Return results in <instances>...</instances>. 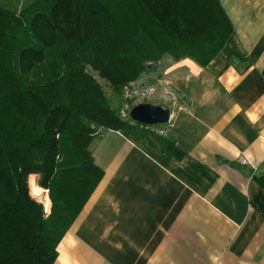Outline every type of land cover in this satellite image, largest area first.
<instances>
[{
  "label": "trees",
  "instance_id": "16d2710c",
  "mask_svg": "<svg viewBox=\"0 0 264 264\" xmlns=\"http://www.w3.org/2000/svg\"><path fill=\"white\" fill-rule=\"evenodd\" d=\"M231 32L218 0L0 5V264H53L103 177L93 140L104 130L154 135L164 125L133 122L130 110L123 116V89L167 57L205 67ZM30 175L47 191L48 214L30 195Z\"/></svg>",
  "mask_w": 264,
  "mask_h": 264
},
{
  "label": "crops",
  "instance_id": "0c3cea01",
  "mask_svg": "<svg viewBox=\"0 0 264 264\" xmlns=\"http://www.w3.org/2000/svg\"><path fill=\"white\" fill-rule=\"evenodd\" d=\"M218 1L232 32L205 67L166 66L169 122L91 143L103 177L53 264H264V0Z\"/></svg>",
  "mask_w": 264,
  "mask_h": 264
},
{
  "label": "rangeland",
  "instance_id": "374dc122",
  "mask_svg": "<svg viewBox=\"0 0 264 264\" xmlns=\"http://www.w3.org/2000/svg\"><path fill=\"white\" fill-rule=\"evenodd\" d=\"M26 1L28 0H0V5L5 8L16 9L24 5ZM179 61H174L170 57L164 58L157 64V68L153 72H149L138 82L130 83L127 87H125L122 93V115L126 116L131 108L140 103H150L152 105H158L165 109H168L170 113L176 110L179 105H182L184 103L183 97L177 92L169 89L165 84V81L170 76L166 73V66L177 63ZM100 82L104 87L106 93L108 94L112 106L116 107L119 103L117 97H115L113 93L110 92V89L107 87L104 81L100 80ZM33 185L39 187L37 184L36 175H30L28 178L29 192L37 202L43 205L45 213L48 214L50 212L51 204H49L48 207L45 206L42 196L39 197L35 195L36 191L33 190ZM39 188L42 189L41 187ZM42 190L45 191L42 192V195L45 194V196L49 200L47 191L44 189Z\"/></svg>",
  "mask_w": 264,
  "mask_h": 264
},
{
  "label": "water",
  "instance_id": "95a60500",
  "mask_svg": "<svg viewBox=\"0 0 264 264\" xmlns=\"http://www.w3.org/2000/svg\"><path fill=\"white\" fill-rule=\"evenodd\" d=\"M129 117L133 122L138 124L153 126L168 123L171 113L168 109L158 105L140 103L130 109Z\"/></svg>",
  "mask_w": 264,
  "mask_h": 264
},
{
  "label": "bare ground",
  "instance_id": "6f19581e",
  "mask_svg": "<svg viewBox=\"0 0 264 264\" xmlns=\"http://www.w3.org/2000/svg\"><path fill=\"white\" fill-rule=\"evenodd\" d=\"M31 183V182H30ZM33 190L34 191H36L35 192V195L36 196H42V198H43V200H44V204H45V206H49V201H48V199H47V197L45 196V194H43L42 195V192H45V191H43L42 189H40L39 187H37L36 185H33ZM40 192V193H39Z\"/></svg>",
  "mask_w": 264,
  "mask_h": 264
},
{
  "label": "built area",
  "instance_id": "2783aa9c",
  "mask_svg": "<svg viewBox=\"0 0 264 264\" xmlns=\"http://www.w3.org/2000/svg\"><path fill=\"white\" fill-rule=\"evenodd\" d=\"M242 163H245V160H242Z\"/></svg>",
  "mask_w": 264,
  "mask_h": 264
}]
</instances>
